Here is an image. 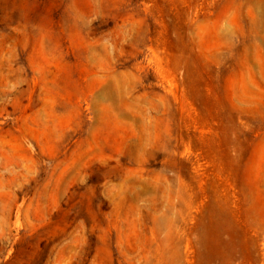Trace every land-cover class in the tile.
Here are the masks:
<instances>
[{
	"label": "rangeland",
	"instance_id": "374dc122",
	"mask_svg": "<svg viewBox=\"0 0 264 264\" xmlns=\"http://www.w3.org/2000/svg\"><path fill=\"white\" fill-rule=\"evenodd\" d=\"M0 264H264V0H0Z\"/></svg>",
	"mask_w": 264,
	"mask_h": 264
}]
</instances>
